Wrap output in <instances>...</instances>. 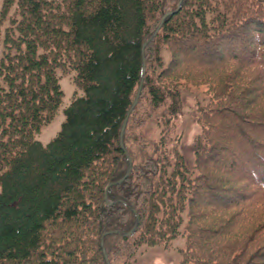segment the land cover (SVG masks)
Returning a JSON list of instances; mask_svg holds the SVG:
<instances>
[{"label":"trees","instance_id":"obj_1","mask_svg":"<svg viewBox=\"0 0 264 264\" xmlns=\"http://www.w3.org/2000/svg\"><path fill=\"white\" fill-rule=\"evenodd\" d=\"M180 1L3 0L0 264H131L182 235L181 264H264V0H184L152 40ZM60 73L84 95L44 146ZM201 86L191 177L176 118Z\"/></svg>","mask_w":264,"mask_h":264},{"label":"rangeland","instance_id":"obj_2","mask_svg":"<svg viewBox=\"0 0 264 264\" xmlns=\"http://www.w3.org/2000/svg\"><path fill=\"white\" fill-rule=\"evenodd\" d=\"M2 6L3 0H0V12ZM9 26V23L0 25V58L3 56L5 49V30ZM166 58L167 60L169 58L167 53ZM59 77L60 85L63 92L65 93V97L62 107L55 120L49 126L45 127L37 136V140L44 146L50 144L61 131L63 123L67 118L65 111L71 105L76 92H78L79 97L84 95V92L77 90L73 83L74 73L67 76H62L60 73ZM0 85H3L1 77ZM205 90L206 88L204 86L190 87L188 89L184 87L182 91L184 103L183 112L176 118L177 129L181 140L180 152L186 158L191 177H193L196 173L195 156L191 147L195 141V138L200 133V127L196 122L197 113L195 104L197 101H203L207 98ZM145 134L149 139L158 140L160 137V129L158 128L157 124L153 122L147 127V129H145ZM109 206H113V204ZM186 248L187 244L185 235L177 238L170 249H167L162 245L155 247L143 246L140 248L138 255L131 264H181L183 259L181 251L185 250Z\"/></svg>","mask_w":264,"mask_h":264},{"label":"water","instance_id":"obj_3","mask_svg":"<svg viewBox=\"0 0 264 264\" xmlns=\"http://www.w3.org/2000/svg\"><path fill=\"white\" fill-rule=\"evenodd\" d=\"M183 1H184V0H181V1H180L179 8H178V10H177L176 12H172V13H169L168 15H166V17H165L164 20L162 21L160 27H159L158 30L156 31V33H155L154 37L152 38V40H153V39L157 36V34L159 33V31H160L162 25L164 24L165 19H166L167 17H169V16H172V15L178 13V12L182 9ZM152 40H151V41H152ZM151 41H150V42H151ZM150 42H148V43L144 46V49L149 45ZM145 71H146V63L144 62L143 78H142V80H141V84H140V88H139V92H138L137 98H136V100H135V102H134V104H133V107H132V109L130 110V112H129V114H128V116H127V118H126L124 124H123V127H122V138H121V144H122V147H123V148H124V140H123V138H124V134H125V131H126V128H127V125H128L129 117H130V115L132 114V112L135 110V108L137 107V105H138V103H139V100H140V97H141V94H142V91H143L144 80H145V77H144V76H145ZM130 175H131V167H130V169H129L127 175H126L122 180L118 181V182L115 183V184H111L109 187H111V186H113V185H122V184H123V183H124L129 177H130ZM108 190H109V188H107V190H106V195H105L106 197H105V200H106L107 205H112V204L110 203V201L108 200ZM136 230H137V228H135L132 232L127 233V234H123V233H120V232H118V233L121 234L122 236H127V237H129V236H131L132 234H134V233L136 232ZM103 245H104V243H103ZM106 258H107V260H108V256H107V255H106Z\"/></svg>","mask_w":264,"mask_h":264}]
</instances>
